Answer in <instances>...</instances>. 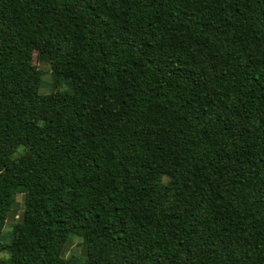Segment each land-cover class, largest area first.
<instances>
[{"label": "trees", "instance_id": "1", "mask_svg": "<svg viewBox=\"0 0 264 264\" xmlns=\"http://www.w3.org/2000/svg\"><path fill=\"white\" fill-rule=\"evenodd\" d=\"M20 194L0 264H264V0H0V233Z\"/></svg>", "mask_w": 264, "mask_h": 264}, {"label": "rangeland", "instance_id": "2", "mask_svg": "<svg viewBox=\"0 0 264 264\" xmlns=\"http://www.w3.org/2000/svg\"><path fill=\"white\" fill-rule=\"evenodd\" d=\"M34 64L38 65V67L44 72V82L41 89L43 94H50L52 92L68 89V85L64 84L55 87L51 64L47 57L39 59L38 54H36L34 57ZM24 202V195H17L13 209L8 214L5 227L0 233V244L10 243L15 237V234L19 232V226L22 223L25 208ZM2 256H4V254H0V257ZM63 257L65 259L78 257L84 260L86 257V246L83 243V240L79 237H71L64 248Z\"/></svg>", "mask_w": 264, "mask_h": 264}]
</instances>
